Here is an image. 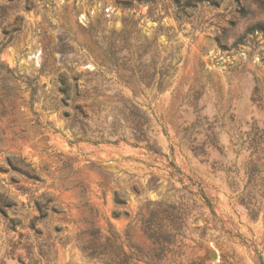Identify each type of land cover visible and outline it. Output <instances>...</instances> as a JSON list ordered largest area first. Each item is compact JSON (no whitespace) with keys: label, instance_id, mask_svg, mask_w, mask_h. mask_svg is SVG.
<instances>
[{"label":"rangeland","instance_id":"374dc122","mask_svg":"<svg viewBox=\"0 0 264 264\" xmlns=\"http://www.w3.org/2000/svg\"><path fill=\"white\" fill-rule=\"evenodd\" d=\"M257 24L264 0H0V264H264Z\"/></svg>","mask_w":264,"mask_h":264},{"label":"trees","instance_id":"16d2710c","mask_svg":"<svg viewBox=\"0 0 264 264\" xmlns=\"http://www.w3.org/2000/svg\"><path fill=\"white\" fill-rule=\"evenodd\" d=\"M16 18H18V16H16ZM13 31H14V29H13ZM255 31H264V26L262 24H257V25H255L249 29V33L255 32ZM1 42L2 41H0V51L4 47L3 45L1 46ZM16 80L17 79L12 76L11 71L8 68L4 67L0 63V81L10 82V81H16ZM11 88L15 89L14 87H11ZM11 96H13V98H14L16 95H11ZM7 97L8 96L6 95L3 98L2 95L0 94V104H2V106H3V103L6 102ZM4 198L7 201H10V202L13 201L12 198H10L8 196H4ZM11 205L8 204V205H4V206L9 209L11 207ZM13 205H16V204L13 203ZM24 205H25L24 203H20L21 208H24L23 207ZM25 207L27 208L28 204ZM31 208L34 210L35 215H33V216L27 215V216H25V219H27V221H28L29 228L34 230L35 232H38V233H41L39 228L36 227V224L38 221L42 220L43 218L47 217L50 214L62 213V211L59 210V208H58L56 202L54 201L53 197H51L50 195H48L46 193L41 194L39 197H37L34 201V205ZM11 221L12 220L10 219L9 222H11ZM18 224H20V222Z\"/></svg>","mask_w":264,"mask_h":264}]
</instances>
